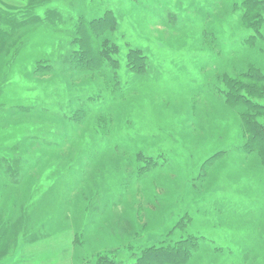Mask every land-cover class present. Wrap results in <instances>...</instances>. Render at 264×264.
<instances>
[{"label":"rangeland","instance_id":"374dc122","mask_svg":"<svg viewBox=\"0 0 264 264\" xmlns=\"http://www.w3.org/2000/svg\"><path fill=\"white\" fill-rule=\"evenodd\" d=\"M211 1L197 0L196 6L187 9L188 18H183L185 22H193L196 14L202 18L187 32L188 35L171 34L164 27L169 13H182L181 7L178 12L171 4L175 0H49L50 4L38 11V15L44 17L47 9H55L64 16V21L30 31L25 47L18 51L14 59L10 54L7 69L11 74L5 88L0 84V104L13 109L19 105L52 107L64 100L66 91L62 76H37L35 81L26 80L24 76L33 69L37 59L49 56L61 44L65 46L71 39L79 16L95 18L113 10L122 27L114 34V39L122 46L119 57L122 64L125 66V55L129 49L126 40H129L133 47L142 45L151 48L158 62V68L155 66L151 70L159 72V75L142 79L124 71L126 68L120 71L127 90L138 98L131 102L129 108V115L136 122V133L129 132L124 123L120 131L123 134L146 135L130 138V144L144 148L149 161L157 163L160 159V165L149 173L148 182L140 181L142 184L131 188L123 187L128 185L129 177L122 180L125 167L120 164L122 161L118 155H110L108 160L99 158L94 163L80 164L84 170L80 176L78 171L76 177L59 175L65 167L75 163L70 155L84 147L86 142L82 138H90L89 132L81 129L80 142L77 138L76 142L59 148L63 149L58 152L64 157L63 162L44 161L29 167L23 181L19 182L18 175L1 177L0 264H95L98 254L104 252L114 238L115 243H130V246H122L113 252L115 259L122 264H134L149 239L158 241L165 233L162 238L174 242L180 232L171 237H165L166 233L185 211L193 221L188 223V229L182 231L179 238L207 236L211 244L210 250L200 254V258L191 264H264V165L257 152L250 153L249 147L244 146L240 111L227 104L228 107L216 106L214 102L217 100L213 98L217 95H209L219 87L214 79L216 64L209 62L208 51L203 48L201 51L198 45L202 27L206 29L210 26L214 9ZM23 3V0H0V6L22 8ZM220 8L225 9L223 6ZM212 25L221 31V40H225L228 46L244 39L240 31L232 38L231 29H235L236 25L233 21L232 27L227 19ZM257 52L245 54L243 58L263 71L264 49ZM88 78L83 77L79 80L80 84L77 83L84 93L86 87L83 81ZM220 86L222 89V83ZM197 97L201 102L196 101ZM221 101H225L224 96ZM194 104L198 105V111L204 108L208 115L204 119V130L194 123H187L188 113L193 110ZM10 114L2 115V125ZM24 117L27 116L15 118L12 114L10 121L0 125L1 148H13L23 136L33 143L32 137L43 133L45 128L51 129L49 123L40 121H37L36 127L24 126L25 122L13 125ZM31 117V121L36 120L35 116ZM44 146L52 148L49 144ZM38 147L43 148L40 143ZM33 148L20 154L32 155L39 149L37 146ZM221 150H228V154L220 155L202 175L201 163ZM147 189L152 192L153 201L147 198L144 192ZM183 191L185 193L181 194ZM192 191L197 196L192 195ZM97 192L105 197L115 198L118 195L125 202L98 214L96 204L100 194ZM228 199L231 204L226 205V212L220 216L215 205ZM129 211L132 214L130 219L126 216ZM136 217L141 219L140 223L145 228L139 230L141 227L137 220L135 222ZM154 217L159 219L154 222ZM5 220L9 227L18 229L17 237L12 229L1 231ZM149 225L152 226L146 228ZM145 230L147 233L144 236ZM132 236L136 239L128 241V237ZM153 244L160 246L162 241ZM222 245L231 248L232 252L226 250L222 255L214 252V247Z\"/></svg>","mask_w":264,"mask_h":264},{"label":"trees","instance_id":"16d2710c","mask_svg":"<svg viewBox=\"0 0 264 264\" xmlns=\"http://www.w3.org/2000/svg\"><path fill=\"white\" fill-rule=\"evenodd\" d=\"M23 1L22 8L9 5L0 6V77L2 79L0 84L4 88L8 84L11 74L7 69L10 54L14 59L18 51L25 47V44L28 42L29 32L43 25H52L64 21V16L55 9H47L44 17L38 15V11L41 8L47 7L50 4L49 0ZM168 2L170 3V1ZM196 2L197 0H175V3H171L178 12L181 7L182 13L173 11L169 13L166 19L168 23L166 21L163 23L166 31L168 30L171 34H175V32L187 34V32L199 24L202 21L199 14L195 15L193 22H185L183 19L188 18L187 9L196 6ZM210 3L214 8L212 9L210 26L206 29L202 27L203 33L199 39L200 43H198L201 51H203L201 48L208 51V56H210L209 62L216 64L214 68L217 72L214 79L219 87L209 95L211 97L217 95L216 98H213L217 100L214 102L216 106L219 107L220 105L222 107L225 105V107H233L234 110L240 111L239 114L243 122L240 129L245 139L244 146L246 148L249 147L250 153L257 152L261 164L264 165V70L258 69L257 66L253 65V62L243 58L245 54H256L258 53L257 51L264 49V0H212ZM220 6H223L225 9L222 10ZM54 18L56 19L53 20ZM221 19H227L230 27H232V21L236 23L235 29L232 30L230 28L232 38H235L234 33L240 31L244 39L242 38L234 46H228L225 40H221V31L212 25V23ZM205 20H207V17H205ZM183 22L184 24H182ZM187 26L188 30H186ZM121 28L118 16L113 10H107L102 16L95 18L79 16L74 30L71 32V39L66 42L65 46L61 44L62 46L59 45V49L53 51L49 56L47 54L44 58L37 59L33 69L24 76L26 80L34 79V81L37 76H54L53 78L62 76L63 79L61 80L65 82V99L58 101L56 106L52 107L19 105L17 109H13L14 107L8 108L2 105L4 103L0 104L1 126L10 121L12 114H14L15 118L20 115H26L27 117L16 120L13 125L25 122L26 125L24 126L36 127L37 121H40L43 124L49 123L48 127L51 128L43 129V133L36 134L37 137L34 135L35 137L31 139L33 143L30 140H26L27 136H23L17 142L18 144L14 146L15 148L13 147L14 149L0 147V178L18 175L17 178L20 179L17 182L19 180L23 181V175L29 167H34L44 161L60 160L63 162L62 159L64 157H61V154L58 153L63 149L59 150V148L68 143L70 145L73 141L76 142L77 138L78 142H80V130L85 129L89 132L90 138H82L86 142L84 147L79 150L77 149L78 152L74 151V155H70L71 159H75V163L65 167L59 175L76 177L78 171L80 176V172H84L80 168V164L94 163L99 158L108 160L110 155H118L119 160L122 161L120 164L125 167V171L121 174L122 180L126 176L129 177L128 185L123 187L131 188L141 183L140 181L148 182L150 180L149 173L157 169L158 165H160V159H158L157 163H155V160L151 162L144 148L142 149L139 146L130 144V138L146 135H133L136 133V122H133L134 117H130L129 108L131 102L138 98L127 90L120 71L126 68L124 71L132 74L134 77L148 79L156 74L159 75V72H152L151 70L155 66L158 68V62L149 46L143 47L141 45V47H133L131 46L132 43L126 40V45L129 49H127L125 55L124 66L119 59L122 54V46L114 39V34L119 32ZM176 28L179 30L175 31ZM180 30L181 32H179ZM226 41L230 42V39H226ZM157 43L159 44L158 40ZM162 63H164L163 60ZM211 69L213 70V68ZM87 76L89 78L83 81L86 87V92L84 93V89H80V85L77 86V83L80 84L79 80ZM46 81L47 83L51 82ZM36 82L45 84L44 82ZM221 83L223 85L222 89H220ZM223 96L225 97V101H221ZM196 101L201 102V99L199 98ZM194 105L193 107L191 106L192 108L190 107L193 110H190L188 113L190 117L187 123H194V125L204 130V119L208 115L204 108L198 111V105ZM130 110L133 113V109ZM9 112L12 113L10 114ZM5 113L10 115L9 119L2 125V115ZM31 116L36 117V122L31 121ZM39 117H42V119H39ZM123 123L129 128V132L133 134L121 133L120 129ZM111 130L113 131L111 132ZM122 131H125V128H122ZM98 141L102 144H98ZM39 143L43 148L38 147ZM47 144L52 145V148L44 146ZM90 144H92V147L88 148ZM36 146L39 149H36L32 155L20 154L24 150H29ZM80 151L82 152L80 153ZM37 154H42V156L35 157ZM227 154L228 150H221L202 162V175L220 155L223 157ZM151 157L155 156L151 155ZM125 183L122 182V184ZM2 187L3 184L0 188ZM185 191L181 194H184ZM144 192L147 198L153 201L152 192L148 189ZM97 193L100 194V200L96 204L98 214L107 212L110 206H117L125 202L124 200L121 201L118 195L114 198V196L105 197L101 192ZM104 194L108 195L107 192H104ZM191 194L197 196L193 191ZM197 199L201 200L199 197ZM227 204H231L230 199L225 203H216L215 209L220 216L226 212ZM203 215L205 214L203 213ZM126 216L130 219L132 216L130 211ZM93 217L95 218L94 215ZM154 218V222L159 219ZM136 220L140 224L138 226L141 227L139 230L145 228V225L140 223L141 219L139 217L135 218V222ZM192 221L193 218L189 215L188 211H185L177 224L166 233L165 237H171L177 231L180 232L173 239L174 242L166 238L164 240L162 237L165 233L162 237H159L158 241L149 239L148 242H145L144 247L141 248V256L134 264H191L194 260L200 258V254L207 253L211 245H209L210 240L207 236L198 237L191 235L190 237L179 238L182 235V231L185 232L188 229V223ZM145 224H147L146 221ZM150 226L152 225L146 228ZM156 226L157 224L152 230ZM11 229L16 233L17 237L18 229L16 227H9V224L5 220L1 231ZM146 233L145 230L144 236ZM135 239V236L128 237V241H134ZM115 240V238L111 240L110 245L106 247L107 249L98 254L95 264H122L115 259L116 255L114 256L113 252L117 249L119 250L122 246H130V243H115ZM160 241H162L160 246L153 244ZM214 248V252L221 255L226 250H229V253L232 252L231 248H226L223 245Z\"/></svg>","mask_w":264,"mask_h":264}]
</instances>
